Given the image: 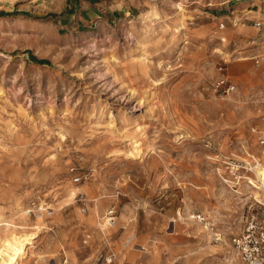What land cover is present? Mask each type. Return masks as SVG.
Segmentation results:
<instances>
[{
    "label": "rangeland",
    "instance_id": "374dc122",
    "mask_svg": "<svg viewBox=\"0 0 264 264\" xmlns=\"http://www.w3.org/2000/svg\"><path fill=\"white\" fill-rule=\"evenodd\" d=\"M261 136L264 0H0V264H243Z\"/></svg>",
    "mask_w": 264,
    "mask_h": 264
},
{
    "label": "built area",
    "instance_id": "2783aa9c",
    "mask_svg": "<svg viewBox=\"0 0 264 264\" xmlns=\"http://www.w3.org/2000/svg\"><path fill=\"white\" fill-rule=\"evenodd\" d=\"M214 87L219 92L229 93L236 88V83L231 81L229 77L222 74L215 80ZM260 142L264 144V136H261ZM237 166L239 167V165ZM249 168L252 169L251 167ZM85 177H87L86 174H77L74 177V180L81 181ZM228 180L229 179H226V181ZM230 181L233 183V185H236L239 184L238 182L240 179H237L236 181ZM80 195L81 196L79 198L82 201L83 212H87L88 205L86 196L83 192H80ZM115 217L116 214L114 208L109 209L107 223L113 224L115 222ZM192 217L200 221L211 222L202 212H195L193 213ZM231 241L234 251L240 257L243 264H264V201H259L256 199L254 203L248 205V211L246 213L243 225L239 231L232 235Z\"/></svg>",
    "mask_w": 264,
    "mask_h": 264
},
{
    "label": "bare ground",
    "instance_id": "6f19581e",
    "mask_svg": "<svg viewBox=\"0 0 264 264\" xmlns=\"http://www.w3.org/2000/svg\"><path fill=\"white\" fill-rule=\"evenodd\" d=\"M135 143V148L137 150H139V146H140V142L138 140H135L134 141ZM135 149V150H136ZM254 171L256 172L257 176L259 177V179L261 180V182L263 183L264 182V165L260 162H257L256 166L253 167ZM256 181V180H255ZM253 179L249 182L253 183L251 184L252 186L250 187L251 191H255L253 192V196L254 198H256L257 200L259 201H262L259 197H258V192H257V189L259 187H261V185L257 184ZM249 185V184H248ZM247 185V186H248ZM255 187V188H254ZM257 188V189H256ZM255 189V190H254ZM71 196H73V191L72 193H70ZM70 197V196H69ZM264 200V199H263ZM34 234V233H33ZM132 238H134L133 236H131L128 240H132ZM34 241V236L31 234L30 235V239L28 240H23L21 242L18 243L16 249H15V252L13 253V256L11 257V259H6L3 264H23V257L25 254H27V251L29 249V244H32ZM26 256V255H25Z\"/></svg>",
    "mask_w": 264,
    "mask_h": 264
}]
</instances>
